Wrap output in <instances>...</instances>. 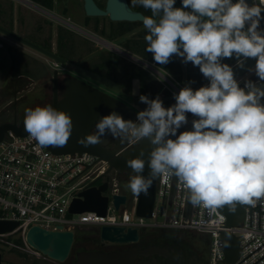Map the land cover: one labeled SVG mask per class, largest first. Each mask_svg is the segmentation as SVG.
Here are the masks:
<instances>
[{"label":"clouds","instance_id":"9594fccd","mask_svg":"<svg viewBox=\"0 0 264 264\" xmlns=\"http://www.w3.org/2000/svg\"><path fill=\"white\" fill-rule=\"evenodd\" d=\"M144 15L146 50L166 64L173 54L199 66L208 83H190L165 106L157 94H141L146 107L135 119L113 109L95 122V131L78 137L83 145L99 143L106 133L125 140L147 137V159H128L133 170L128 187L147 193L156 178L175 176L189 190L193 205L215 208L264 201V0H138ZM255 57L261 83L235 78L223 57ZM159 78V76L157 77ZM160 79V78H159ZM193 114L191 128L179 131ZM24 128L40 145L63 146L73 130L70 113L52 104L25 108ZM178 133V134H177ZM149 169L144 174L145 166Z\"/></svg>","mask_w":264,"mask_h":264},{"label":"flooded vegetation","instance_id":"af4514ba","mask_svg":"<svg viewBox=\"0 0 264 264\" xmlns=\"http://www.w3.org/2000/svg\"><path fill=\"white\" fill-rule=\"evenodd\" d=\"M89 1L105 13L87 14L85 0H17V7L2 5L0 124H18L25 108L36 105L95 103L84 95L87 91L102 92L131 106L133 112L123 116L135 119L141 109L135 104L146 107L141 94L150 98L159 94L165 106L175 102L167 92L173 86L183 87L178 74L187 82L208 81L199 66L182 62L176 54L166 64L156 62L146 50L147 29L142 20H114L107 11L125 3L134 12L151 15L138 0ZM175 6L182 5L176 2ZM70 93L76 97L67 101ZM115 137L108 141L110 148L130 142ZM208 249L206 234L195 231L146 228L140 230L137 241L101 245L99 229L85 227L75 231L64 262L41 256L21 264H77L81 252L117 257L99 264H212Z\"/></svg>","mask_w":264,"mask_h":264},{"label":"built area","instance_id":"2783aa9c","mask_svg":"<svg viewBox=\"0 0 264 264\" xmlns=\"http://www.w3.org/2000/svg\"><path fill=\"white\" fill-rule=\"evenodd\" d=\"M17 1V0H14ZM252 2V0H251ZM264 28V19L260 21ZM173 95L180 89L168 88ZM174 96V95H173ZM191 119L193 114L189 113ZM130 141L126 147H130ZM117 171L108 170L105 161L88 153L54 154L29 134L23 137L8 132L0 141V221H15L18 225L0 234V246L19 248L8 237L20 240L23 249L36 257L41 254L25 242L31 226L55 229L60 226L74 231L85 227L130 226L146 228H174L195 231L209 236V259L212 264L223 260L220 232L228 230L238 237L239 255L232 263L264 264V201L245 205L242 222L225 227V217L215 208L193 205L189 190L172 176L156 181L154 207L149 219L135 216V193L116 209L113 196L122 194ZM107 176V179H106ZM107 181L102 193L107 197L104 215L93 211L68 213V207L84 188ZM158 217H163L158 221Z\"/></svg>","mask_w":264,"mask_h":264},{"label":"water","instance_id":"95a60500","mask_svg":"<svg viewBox=\"0 0 264 264\" xmlns=\"http://www.w3.org/2000/svg\"><path fill=\"white\" fill-rule=\"evenodd\" d=\"M119 4L124 0H116ZM251 3V0H248ZM121 6L107 8L110 17L114 20H142L143 15L139 12H134L129 9L125 3H120ZM124 4V5H122ZM85 11L89 15H98L105 12L99 10L92 2L85 0ZM0 32L5 30L0 26ZM255 57L242 58L239 61L231 64L234 70L235 78L240 81V77L246 74L250 68L255 65ZM244 82H241L243 86ZM79 91H81L79 89ZM89 100L96 101L95 103H74L72 97H76L70 93L67 97L68 102L54 104L59 109H64L70 113L73 120V130L67 143L63 146L44 145L47 150L54 154H80L88 153L95 156L97 159L105 161L108 165V170L113 169L117 172H126L130 176L134 174L133 170L126 163L128 159L141 155L143 149V156L147 159L148 151L153 146L147 137L138 141H133L130 147L122 145H115L110 148L108 141L110 138H116L111 133H106L99 143H90L83 145L77 142L78 137H83L85 134H91L95 131L94 125L97 119L104 114H108L115 109L122 114L133 112V108L128 105L120 104L117 101L107 97L102 92L87 91L84 94ZM83 96V95H82ZM138 108L143 109L145 105L135 104ZM24 119L18 124L15 123H2L0 124V141L4 136L11 132L15 136L23 137L28 135L24 128ZM191 122L187 125H182L179 131L185 128H191ZM177 133V134H178ZM149 169L147 165L144 169V174L147 175ZM176 181L178 178L172 176ZM107 179V176H106ZM153 180L152 185L148 188L147 193H135V216L140 218L149 219L152 216L155 199L156 181ZM107 188V181L99 185H92L80 191L75 198L71 201L68 207V213L79 214L86 211H93L98 215H104L107 206V197L102 193ZM125 202V195L118 194L113 196L114 207L117 209L119 204ZM218 211L225 217V227L232 228L238 226L244 217L243 204H237L235 210H230L228 205L217 207ZM18 225L15 221H0V234L12 231ZM140 229L130 226H109L104 225L99 228V238L101 245L108 243H126L137 241ZM75 231L73 229H64L60 226L55 229L49 230L39 226H31L25 233V242L33 249L37 250L42 256L57 261L64 262L67 258L71 246L74 241ZM220 240L222 243V251L224 258L222 261L216 263H232L239 255V240L238 237L228 230L220 232ZM117 258L116 256H105L97 252H81L77 254V264H99V261ZM0 264H8L2 261L0 254Z\"/></svg>","mask_w":264,"mask_h":264},{"label":"rangeland","instance_id":"374dc122","mask_svg":"<svg viewBox=\"0 0 264 264\" xmlns=\"http://www.w3.org/2000/svg\"><path fill=\"white\" fill-rule=\"evenodd\" d=\"M10 4L11 6H14V7H17L19 6V3H17L16 1L14 0H0V10L2 9V5L3 4ZM262 17H264V12H262ZM231 65V64H230ZM254 67V66H253ZM252 67V68H253ZM240 83L241 82H244L245 80L247 79H251L255 82H257L258 84L261 83L259 81V78L256 76L255 72L254 71H248L246 74H244L242 77H240ZM204 83H200L199 85H202ZM199 85L193 87L194 89L197 88ZM168 95H170V91L167 92ZM262 101H264V98H262ZM188 115V114H187ZM191 118L189 117L188 115V123L191 122ZM187 123V124H188ZM185 124V125H187ZM163 219V217H158V221H161ZM80 230V229H79ZM207 239H208V244H209V236L206 235ZM8 241L11 243V244H14V245H17L19 248H3L0 246V254H1V257H2V261L8 263V264H21V263H28L34 259H37L41 256H34V255H31L29 253H27L24 249H23V246H22V243L16 239V237L14 236H10L8 237Z\"/></svg>","mask_w":264,"mask_h":264},{"label":"trees","instance_id":"16d2710c","mask_svg":"<svg viewBox=\"0 0 264 264\" xmlns=\"http://www.w3.org/2000/svg\"><path fill=\"white\" fill-rule=\"evenodd\" d=\"M176 2L180 3V0H176ZM241 58H243V57H237V56L233 55L232 57H223L222 60H223V62H226L228 64H233L236 61L240 60ZM118 177H119L120 192L123 195H125L126 197L131 198L134 194L131 191V189L128 187V182H129L131 176L129 174H127L126 172H119Z\"/></svg>","mask_w":264,"mask_h":264},{"label":"crops","instance_id":"0c3cea01","mask_svg":"<svg viewBox=\"0 0 264 264\" xmlns=\"http://www.w3.org/2000/svg\"><path fill=\"white\" fill-rule=\"evenodd\" d=\"M242 59V58H241ZM239 61V60H238ZM237 62V61H236ZM192 63V62H191ZM192 67V66H191ZM194 67V66H193ZM169 70H171V69H169ZM173 70H171V72H172ZM169 74H172V73H170V72H168ZM168 74V75H169ZM177 78H178V81L181 83L180 85H185V83H190L191 84V86L192 87H195V86H197V85H199L200 83H204V84H207L208 83V81H204V82H198V83H196V82H193V80H189L188 82L185 80V78L183 77L182 78V75H180V74H178V76H177ZM199 86H201V85H199ZM198 86V87H199Z\"/></svg>","mask_w":264,"mask_h":264}]
</instances>
